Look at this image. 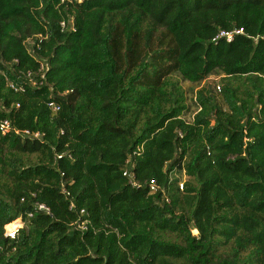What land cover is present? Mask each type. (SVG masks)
I'll return each instance as SVG.
<instances>
[{"label":"trees","instance_id":"obj_1","mask_svg":"<svg viewBox=\"0 0 264 264\" xmlns=\"http://www.w3.org/2000/svg\"><path fill=\"white\" fill-rule=\"evenodd\" d=\"M3 120L0 264H264V0H0Z\"/></svg>","mask_w":264,"mask_h":264},{"label":"rangeland","instance_id":"obj_2","mask_svg":"<svg viewBox=\"0 0 264 264\" xmlns=\"http://www.w3.org/2000/svg\"><path fill=\"white\" fill-rule=\"evenodd\" d=\"M221 75L218 74H211L209 75L205 80L201 81L200 83H192L188 80H183L178 76H173L174 80L178 81L179 86L183 89L184 91V98H185V104L187 105V110L184 112L182 115L184 119L190 120L192 115L196 111V106H195V98L194 94L195 91L200 88L202 85H209V86H214L215 89L217 90V86L219 87V79ZM176 177H181L182 182L187 179V176L182 173V174H175ZM195 233V231L193 230Z\"/></svg>","mask_w":264,"mask_h":264},{"label":"built area","instance_id":"obj_3","mask_svg":"<svg viewBox=\"0 0 264 264\" xmlns=\"http://www.w3.org/2000/svg\"><path fill=\"white\" fill-rule=\"evenodd\" d=\"M62 25H64V23L62 22L61 23ZM221 34H224L226 35L227 39H230L231 35L230 33H221ZM217 88L219 89V87L217 86ZM49 106L51 107V110L52 111H56L58 109V106L54 103H49ZM199 110V107L196 106V111ZM195 111V112H196ZM9 128V122L7 120H3V121H0V132L1 133H4L7 129ZM27 132V131H25ZM124 175H128V177L132 178V174L128 172V170H125L123 172ZM179 184V189H182L183 188V183H182V180L178 183ZM150 189L151 190H155L156 187L154 185H151L150 186ZM37 209L39 210H45L47 211V208L42 205V204H37ZM71 208V206H70ZM80 213H84L83 210L80 211ZM28 216L29 217H32L33 216V212H29L28 213ZM86 220H78L75 224L76 228H79L81 230H84L86 229ZM23 226V222L19 219V218H15L13 219L9 224H7L5 226V231H4V234L8 237V238H14L17 231L19 230L20 227Z\"/></svg>","mask_w":264,"mask_h":264},{"label":"water","instance_id":"obj_4","mask_svg":"<svg viewBox=\"0 0 264 264\" xmlns=\"http://www.w3.org/2000/svg\"><path fill=\"white\" fill-rule=\"evenodd\" d=\"M39 138H41V137H39Z\"/></svg>","mask_w":264,"mask_h":264}]
</instances>
